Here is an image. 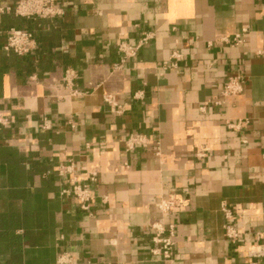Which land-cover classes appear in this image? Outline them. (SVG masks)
<instances>
[{"label":"crops","instance_id":"obj_1","mask_svg":"<svg viewBox=\"0 0 264 264\" xmlns=\"http://www.w3.org/2000/svg\"><path fill=\"white\" fill-rule=\"evenodd\" d=\"M60 2L54 18L0 14V264H264V0ZM10 28L33 32L36 48L6 53ZM243 28L244 44L222 41ZM146 35L119 67V44ZM174 51L183 59L163 71ZM236 74L245 91L224 98ZM132 134L151 144L127 150ZM68 161L91 184L89 211L61 194ZM168 197L181 206L164 216ZM162 221L175 224L172 261L153 254Z\"/></svg>","mask_w":264,"mask_h":264},{"label":"built area","instance_id":"obj_2","mask_svg":"<svg viewBox=\"0 0 264 264\" xmlns=\"http://www.w3.org/2000/svg\"><path fill=\"white\" fill-rule=\"evenodd\" d=\"M16 4L13 7H0V14L7 12H14L21 17H37V18H54L62 14L61 0H16ZM65 1V0H63ZM247 28H243L240 32L236 33L232 38H223V42L230 44L231 46H240L246 41ZM151 39L150 35L144 36L136 44H131L127 41H123L118 46V52L120 54V64L122 67L128 60L135 58L140 49ZM36 48L35 35L31 31L21 30L17 28H10L6 33V43L4 51L6 53H13L19 56H24L31 53ZM183 59L182 54L179 51H174L170 57V60L164 62L161 66L163 71L174 70L178 68L179 62ZM76 72L74 70L68 71L65 81L67 84L74 86V78ZM245 91V78L243 74H236L228 78L224 85L222 95L224 98L237 97L243 94ZM73 95H79V91H73ZM105 102L110 104L113 111L116 113H122L123 107L113 102L110 96L105 97ZM216 104H221L216 102ZM244 123L238 122L236 124H228L231 129L239 130ZM10 124L9 118H7L0 107V128ZM151 144V138L143 134H132L126 140L127 150H135L137 148H148ZM159 142H157V147ZM205 154L199 153V157H204ZM58 176L63 179L66 186L62 188L61 194L63 196L74 197L79 206L84 211H89L94 199L93 192L91 190V184L81 183L75 175V166L72 161L64 162L59 166ZM91 182L97 181V174H93L90 178ZM181 206V201L176 197L162 198L157 204V208L161 214L167 216L173 212V210ZM222 211L228 221L225 225L226 237L232 242H237L239 238V232L235 226L231 223L233 219V211L228 205H222ZM152 228L155 234L152 238V242L156 246L153 249V254L161 256L164 260L172 261L175 252V237L176 230L173 222H157L153 224ZM69 262L64 260L62 263Z\"/></svg>","mask_w":264,"mask_h":264},{"label":"trees","instance_id":"obj_3","mask_svg":"<svg viewBox=\"0 0 264 264\" xmlns=\"http://www.w3.org/2000/svg\"><path fill=\"white\" fill-rule=\"evenodd\" d=\"M10 19H12V17H10ZM13 20H14V18H13ZM17 26V25H16ZM21 30H23V29H21ZM24 30H26V29H24ZM26 31H28V30H26ZM29 61L31 62V60H27V61H25L26 62V64H25V68L26 69H29V70H33L34 69V64H31V63H29ZM40 67L42 68V66L40 65ZM30 216V215H29ZM12 227H11V225H10V227H9V229H11ZM11 235L13 236V237H15L14 239H16L17 238V236L16 235H14V233H11ZM20 240V238H17V241H19ZM15 244V247H18V249H17V253H18V250L20 249V244L18 243V242H15L14 243Z\"/></svg>","mask_w":264,"mask_h":264}]
</instances>
